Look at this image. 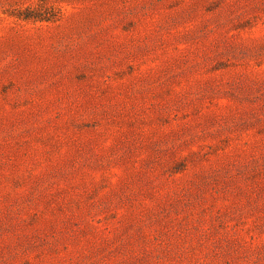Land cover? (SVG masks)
<instances>
[{
  "label": "rangeland",
  "instance_id": "rangeland-1",
  "mask_svg": "<svg viewBox=\"0 0 264 264\" xmlns=\"http://www.w3.org/2000/svg\"><path fill=\"white\" fill-rule=\"evenodd\" d=\"M0 264H264V0H0Z\"/></svg>",
  "mask_w": 264,
  "mask_h": 264
},
{
  "label": "trees",
  "instance_id": "trees-1",
  "mask_svg": "<svg viewBox=\"0 0 264 264\" xmlns=\"http://www.w3.org/2000/svg\"><path fill=\"white\" fill-rule=\"evenodd\" d=\"M34 10V7H30V6H27L26 8H24V12L18 14L19 16L23 17V18H30V17H34V18H38V19H44L46 18L45 16H42V14H39V13H34L33 12ZM48 19V18H46Z\"/></svg>",
  "mask_w": 264,
  "mask_h": 264
}]
</instances>
